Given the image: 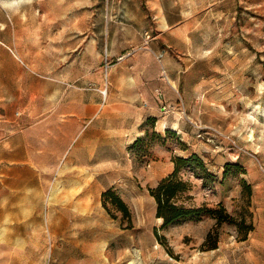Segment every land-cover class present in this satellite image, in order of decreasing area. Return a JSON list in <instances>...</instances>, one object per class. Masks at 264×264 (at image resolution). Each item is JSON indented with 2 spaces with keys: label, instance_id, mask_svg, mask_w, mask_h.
<instances>
[{
  "label": "rangeland",
  "instance_id": "rangeland-1",
  "mask_svg": "<svg viewBox=\"0 0 264 264\" xmlns=\"http://www.w3.org/2000/svg\"><path fill=\"white\" fill-rule=\"evenodd\" d=\"M19 5L49 7L44 21L55 18L59 44L71 43L75 66L89 70L109 66L104 55L100 64L94 57L107 37L117 53L131 57L147 48L144 32L156 35V11H183L190 44L173 46L171 40L166 49L182 72L178 105L162 113L189 130L170 128L174 134L160 139L148 129L143 136L129 177L115 189L130 210V228L119 212L105 211L99 190L74 187L77 175H7L0 165V264H129L134 250L141 264H264V0ZM155 147L164 150L157 158ZM192 154L205 172L193 165L181 169L189 191L176 205L222 209L230 219L217 224L216 214L204 215L162 227L149 190L172 171L174 157Z\"/></svg>",
  "mask_w": 264,
  "mask_h": 264
},
{
  "label": "crops",
  "instance_id": "crops-1",
  "mask_svg": "<svg viewBox=\"0 0 264 264\" xmlns=\"http://www.w3.org/2000/svg\"><path fill=\"white\" fill-rule=\"evenodd\" d=\"M50 13L46 6L0 5L1 172L77 175L74 187L101 195L129 177L130 147L148 129L188 132L161 108L178 105L182 73L166 49L171 40L187 47L191 24L183 11L160 8L147 48L123 57L107 37L94 57L100 64L104 55L109 66L89 70L75 66L71 43L59 44L57 21L42 17ZM160 149H153L156 158Z\"/></svg>",
  "mask_w": 264,
  "mask_h": 264
},
{
  "label": "trees",
  "instance_id": "trees-1",
  "mask_svg": "<svg viewBox=\"0 0 264 264\" xmlns=\"http://www.w3.org/2000/svg\"><path fill=\"white\" fill-rule=\"evenodd\" d=\"M153 119H148L147 123L151 125ZM147 132V131H146ZM145 132V135H146ZM158 138L162 136L152 132ZM172 133L170 129H166L164 134ZM144 135V136H145ZM144 140V137L138 138L130 147L132 155L135 154L137 146ZM173 168L172 171L167 175L161 178L158 182V185L154 189L149 190L150 197L153 198L156 209L155 216L157 219L162 220V227H167L175 222L186 219L199 218L204 215H217L215 217L217 224H221L230 219L229 216L225 215L223 210L212 211L205 208H184L182 206H177L175 200L178 195L189 191V186L187 183L182 181L179 178V173L181 169L187 165L195 166L196 171L205 172V166L203 165L201 159L192 154L185 158L174 157L172 159ZM101 203L105 211L110 214L111 211L119 212L122 215V221L127 220L128 226L131 227V213L128 206L125 202L117 195L115 188H110L101 193ZM114 219V218H113ZM250 228L248 231H251ZM215 249V247H212Z\"/></svg>",
  "mask_w": 264,
  "mask_h": 264
},
{
  "label": "built area",
  "instance_id": "built-area-1",
  "mask_svg": "<svg viewBox=\"0 0 264 264\" xmlns=\"http://www.w3.org/2000/svg\"><path fill=\"white\" fill-rule=\"evenodd\" d=\"M150 35H149V33L146 31V32H144V40H145V42H147L148 40H150ZM163 55H164V53H160V54H158L157 56H156V60L158 61V62H161V59H162V57H163ZM162 74L163 75H165V73H164V71H162ZM161 111L162 112H164V111H166V107H162L161 108Z\"/></svg>",
  "mask_w": 264,
  "mask_h": 264
},
{
  "label": "clouds",
  "instance_id": "clouds-1",
  "mask_svg": "<svg viewBox=\"0 0 264 264\" xmlns=\"http://www.w3.org/2000/svg\"><path fill=\"white\" fill-rule=\"evenodd\" d=\"M29 2V0H14L11 4H5L4 7L6 8H16L19 4H23Z\"/></svg>",
  "mask_w": 264,
  "mask_h": 264
},
{
  "label": "bare ground",
  "instance_id": "bare-ground-1",
  "mask_svg": "<svg viewBox=\"0 0 264 264\" xmlns=\"http://www.w3.org/2000/svg\"><path fill=\"white\" fill-rule=\"evenodd\" d=\"M171 86H173L172 83H169ZM134 259L133 261L129 262V264H141V260L139 258V252L137 250L133 251Z\"/></svg>",
  "mask_w": 264,
  "mask_h": 264
}]
</instances>
